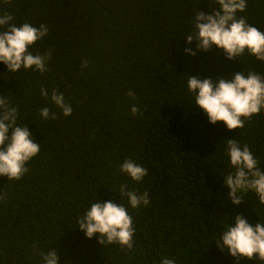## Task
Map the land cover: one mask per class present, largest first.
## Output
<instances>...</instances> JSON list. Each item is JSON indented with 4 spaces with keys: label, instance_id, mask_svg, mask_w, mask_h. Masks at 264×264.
Listing matches in <instances>:
<instances>
[{
    "label": "trees",
    "instance_id": "1",
    "mask_svg": "<svg viewBox=\"0 0 264 264\" xmlns=\"http://www.w3.org/2000/svg\"><path fill=\"white\" fill-rule=\"evenodd\" d=\"M214 0H13V23L47 25L34 52L52 51L49 70L8 73L0 63V95L19 108L40 152L20 180L0 177V264H42L34 250L55 248L60 264H238L222 251L221 235L242 214L255 226L264 205L255 193L233 205L223 177L232 171L228 139L247 144L264 169V111L243 129L211 124L194 106L189 75L231 79L264 74V62L245 54L228 60L219 49L185 52L194 15L213 13ZM4 11L0 8V14ZM238 16L264 32V0H247ZM193 19V23H192ZM88 66L84 67L82 61ZM59 89L73 113L65 117L40 94ZM135 93L136 99L128 95ZM139 108L133 115L131 107ZM44 107L58 119L44 120ZM132 159L147 169L140 183L121 173ZM148 192L150 204L133 209L119 188ZM123 203L134 221V248L91 239L78 218L91 203ZM217 242V243H216ZM240 264H264L241 259Z\"/></svg>",
    "mask_w": 264,
    "mask_h": 264
},
{
    "label": "clouds",
    "instance_id": "2",
    "mask_svg": "<svg viewBox=\"0 0 264 264\" xmlns=\"http://www.w3.org/2000/svg\"><path fill=\"white\" fill-rule=\"evenodd\" d=\"M12 3L13 0H0V8L4 9L0 14V63L6 65L8 73L31 70L43 74L49 70L52 51L38 53L32 49L49 34V29L45 24L36 27L29 22L19 26L13 23L14 16L7 11V6ZM212 4L215 5L213 13L199 10L194 15V31L184 39L189 45L195 42L197 51L189 47L185 52L196 56L197 52L216 48L228 60L240 61L239 58L247 54L264 62V32L249 24L246 17L238 16L239 12L246 11L247 0H214ZM82 64L88 66L86 60ZM187 76V88L194 97V106L202 109L213 125L223 122L230 131L243 129L255 115L264 111V74L244 71L235 73L231 79L217 77L215 80ZM40 94L50 99L65 117L72 115L73 108L59 89H53L49 97L48 90L41 87ZM128 95L136 99L131 90ZM131 112L136 115L139 108L132 106ZM40 117L44 120L58 119L48 107L40 110ZM19 119V108L6 95H0V177L6 176L9 181L22 179L29 171L27 165L41 150L33 133L24 123H18ZM224 151L232 168L222 176L229 189L231 203L239 206L245 201L244 195L253 192L260 205H264V169L254 152L235 138L227 140ZM120 171L136 183L142 182L148 175L147 169L132 159L125 160L120 165ZM118 193L122 200L127 198L128 205L133 209L150 204L148 192L129 189L126 183L120 186ZM6 198L7 193L0 194V201ZM77 222L78 229L87 238L98 237V242L104 247L116 244L122 250L134 248V221L123 203L100 199L91 203ZM217 245L235 257L238 264L245 258L264 261V222L253 226L242 214H237L234 222H230L223 231ZM34 250L40 255L42 264H60L55 248L40 251L34 246ZM161 264H176V260L163 257Z\"/></svg>",
    "mask_w": 264,
    "mask_h": 264
}]
</instances>
